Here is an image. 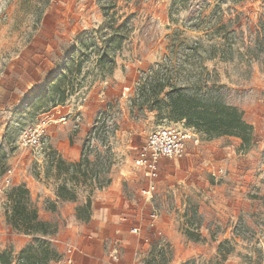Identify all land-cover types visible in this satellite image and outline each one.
Wrapping results in <instances>:
<instances>
[{
	"label": "rangeland",
	"instance_id": "obj_1",
	"mask_svg": "<svg viewBox=\"0 0 264 264\" xmlns=\"http://www.w3.org/2000/svg\"><path fill=\"white\" fill-rule=\"evenodd\" d=\"M51 4L58 7L55 0H0V85L9 70L20 64L30 62L46 67L56 61L52 56L48 58L51 60L42 57L43 42L54 49L56 43L52 35L39 30L43 11ZM122 4V13L116 10L117 1L101 0L96 4L104 15V27L127 22V37L122 41L125 48L120 50L125 61L122 81L109 79V65L95 64V55L76 52L74 57L82 60L73 83V91L78 92L74 107L80 113L87 102L93 123L83 142L86 146L93 137V150L86 149L89 163L82 167L84 172L72 176L65 165L53 170L52 163H45L44 158L48 156L50 161L52 157L49 135L46 154L35 155L17 148L19 132L38 123L49 112L52 100L46 96L36 98L38 86L31 88L29 100L19 96L18 91L4 94L5 89L0 88V251L12 248L17 253L34 243L37 236H25L7 222L10 203L6 194L11 185L26 187L32 178L42 183L48 170L56 186L66 183L76 196L87 200L95 186L103 185L109 172L116 171L122 163H131L139 170L132 158L152 129L160 125L188 128L183 121H174L170 107L163 103L170 87L194 89L216 84L222 87L225 100L238 107L246 120L256 118L259 132L253 135V146L240 152L232 165L235 170L215 164L211 158L201 160L205 175L201 185L208 181L216 188L215 193L203 199V203H199V198H191L200 215L189 210L184 217L183 207L159 210V216L173 219L175 238L168 244L162 240L164 255L152 261L148 255L147 264H264V147H259L264 143V99L258 96L259 91L264 95L259 87L264 84V72L247 52L258 18L264 12V0H123ZM105 31L111 32L101 30V34ZM159 85H163V90L156 95ZM97 88L104 97L99 106L86 92ZM251 88H259L258 93ZM143 93L149 95L148 102L141 103ZM198 136L200 143L203 135ZM185 163L180 160L174 164L180 184L189 182L192 176H184ZM169 165L171 169L172 163ZM219 167L225 169V174L212 176L211 172ZM8 169L12 170L10 174ZM97 173L99 182L95 179ZM5 178H9V183L5 184ZM124 185L127 187L128 183ZM29 201L33 205L30 195ZM49 205L43 204L48 217L43 221L58 230L66 223L69 207L59 204L49 211ZM187 228L196 235L189 237ZM55 236L56 233L47 238L59 257L48 264H67L68 245L56 243ZM146 249L153 254L151 246Z\"/></svg>",
	"mask_w": 264,
	"mask_h": 264
},
{
	"label": "crops",
	"instance_id": "obj_2",
	"mask_svg": "<svg viewBox=\"0 0 264 264\" xmlns=\"http://www.w3.org/2000/svg\"><path fill=\"white\" fill-rule=\"evenodd\" d=\"M100 1L55 0L57 8H53L52 4L48 5L43 11L39 30L53 36L56 48L44 41L42 57L51 60L48 58L52 56L56 61L46 67L30 62L20 64L18 68L9 70L0 85V88L5 89L4 94L18 91L19 96L27 97V100L31 98V88L38 86L40 89L35 97H49L52 100L50 112H53L57 104L60 105L52 115L66 116L65 121H51L47 126L52 157L48 161L47 156L44 161L52 163L53 166L50 168L53 170L60 165L67 167L70 163L80 161L85 136L93 125L91 108H88L87 102L80 111L81 119L76 121L74 117L78 113V108L74 107V98L78 92L73 91V83L80 73L82 64V60H76L74 57L76 52L93 54L96 57L95 64L98 63V53L102 46L101 37L103 35L108 37L111 34V32L106 33L107 31L101 34V30L111 31V29L110 24L109 27L103 25L104 15L101 8L96 5H99ZM113 1L115 3L117 1L116 10H119V13L125 11L123 0ZM129 41H132V36L129 37ZM124 46L121 42L115 50V57L113 56L112 61L109 62V79L117 82L123 79L125 61L120 50H124ZM65 78H68V82H65ZM59 83L60 88L65 90L66 96L64 101L56 103L58 97L56 87ZM259 87L264 91V84L261 83ZM258 89L251 88L254 93H258ZM86 92L87 97L95 99L96 106L102 105L104 101L102 91L97 88ZM260 92L262 91H259L258 96L264 99V95H260ZM262 105L264 106V103ZM255 119L250 117L247 120L253 125V135L259 132L255 126ZM263 145L264 143L259 147L262 149ZM250 146H253L252 143ZM247 148L242 147L238 137L224 135L211 139L201 138L199 145L192 147L187 156L180 159H160L159 174L154 180H150L143 170H135L131 163H122L116 171L109 172L108 183L100 188L95 186L93 189L89 196L90 217L85 221L77 219L74 207L84 204L86 198L79 195L75 200H60L56 196V183L50 179L48 170L43 177L44 182L40 183L30 178V182L25 185L39 219H48L43 212L45 203H50L47 207L49 211L54 210L59 204L69 207L66 223L57 230L55 242L68 245L67 250L70 252L67 253L66 250L67 258L70 256L73 264H147L148 255H151V261L164 255L162 240L165 239L168 244L175 238L173 219L164 214L152 219L150 215L153 210H157L159 214V210L183 207L184 217L188 215L189 210L200 215L198 212L200 209L191 203V198H199V203H203V199L215 193L216 189L208 181L201 185L205 178L201 160L211 158L215 164H224L229 170H235L232 165L238 160L242 149ZM180 160L187 162L185 163L187 169L183 171L184 176H193L190 177L189 182L183 181L182 184L174 166ZM170 163H172L171 169ZM69 170L70 168L66 169V172ZM125 182L128 183L127 187L124 185ZM231 194L234 195L236 192ZM148 246L153 248V254H148L146 249Z\"/></svg>",
	"mask_w": 264,
	"mask_h": 264
},
{
	"label": "trees",
	"instance_id": "obj_3",
	"mask_svg": "<svg viewBox=\"0 0 264 264\" xmlns=\"http://www.w3.org/2000/svg\"><path fill=\"white\" fill-rule=\"evenodd\" d=\"M126 23V20L116 26L110 23L111 34L108 37L105 35L101 37L102 46L98 53V63L101 67L109 65L115 50L127 37ZM247 52L249 58L257 61L261 71L264 72V12L258 18L255 37L252 45L247 46ZM60 86L59 83L56 87L58 92L56 103L64 101L66 96L65 90L61 89ZM221 88L216 84L197 86L194 89L172 86L166 91V98L163 103L170 107V113L174 121H183L185 127L194 129L197 133L203 135V139L224 135L238 137L241 140L242 147L247 148L253 140V125L243 117V112L238 107L229 104L225 100ZM162 90L163 85H159L155 94L157 95ZM148 101L149 95L143 93L141 103ZM87 163L89 161L82 148L80 161L68 164L66 169L70 168L71 175L74 176L77 172H84L82 167ZM95 179L99 182L98 173L95 175ZM108 182L107 179L104 184ZM97 187H102V184L99 183ZM56 196L60 200L76 199L75 191L68 187L66 183L57 186ZM6 197L10 203V211L6 215L7 222L16 230L37 236L34 238V243L26 245L17 253H14L12 248L1 250L0 264H48L58 259V251L53 242L47 238V236H52L57 232V227L39 219L36 208L30 204L28 188L23 184L11 185ZM90 211L91 199L88 197L84 204L75 207V216L77 219L85 221L89 219ZM185 232L191 238L196 235L188 228Z\"/></svg>",
	"mask_w": 264,
	"mask_h": 264
},
{
	"label": "built area",
	"instance_id": "obj_4",
	"mask_svg": "<svg viewBox=\"0 0 264 264\" xmlns=\"http://www.w3.org/2000/svg\"><path fill=\"white\" fill-rule=\"evenodd\" d=\"M82 106V105H80ZM60 105L55 106V110ZM74 116L76 121L80 120L79 110ZM54 112H46L40 118L39 122L21 130L16 139V147L23 150H29L33 154H46L48 151V131L47 126L50 121H65L64 117L53 116ZM199 145L198 133L192 128H181L175 125H160L147 133L144 142L137 148L134 157L132 158L135 167L144 171L150 180L158 177L159 160L162 158L180 159L190 153L192 147ZM93 137L87 141L83 147V152L86 154V149L93 150ZM8 169V173H11ZM214 177H221L225 174V169L219 167L211 172ZM5 184L9 183V178H5ZM152 189V187H151ZM151 218L156 219L158 211L153 210ZM133 232L135 230H132ZM67 264H73L69 256Z\"/></svg>",
	"mask_w": 264,
	"mask_h": 264
}]
</instances>
